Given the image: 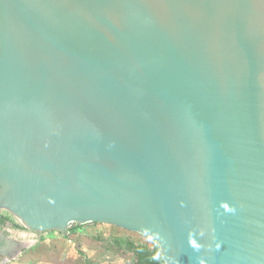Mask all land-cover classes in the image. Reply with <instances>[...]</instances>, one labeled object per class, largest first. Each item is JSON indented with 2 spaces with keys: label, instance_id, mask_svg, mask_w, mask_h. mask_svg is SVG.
Returning <instances> with one entry per match:
<instances>
[{
  "label": "water",
  "instance_id": "water-1",
  "mask_svg": "<svg viewBox=\"0 0 264 264\" xmlns=\"http://www.w3.org/2000/svg\"><path fill=\"white\" fill-rule=\"evenodd\" d=\"M2 210L264 264V0H0Z\"/></svg>",
  "mask_w": 264,
  "mask_h": 264
},
{
  "label": "rangeland",
  "instance_id": "rangeland-1",
  "mask_svg": "<svg viewBox=\"0 0 264 264\" xmlns=\"http://www.w3.org/2000/svg\"><path fill=\"white\" fill-rule=\"evenodd\" d=\"M0 216V240L16 249L7 264H142L141 256L159 251L150 238L111 225L74 224L63 233H36L6 210Z\"/></svg>",
  "mask_w": 264,
  "mask_h": 264
},
{
  "label": "trees",
  "instance_id": "trees-1",
  "mask_svg": "<svg viewBox=\"0 0 264 264\" xmlns=\"http://www.w3.org/2000/svg\"><path fill=\"white\" fill-rule=\"evenodd\" d=\"M141 259H142V262L145 261V263H142V264H164L161 258V255H160V250L155 251L154 255L151 256L150 258L146 256H141ZM136 264H141V263L138 262Z\"/></svg>",
  "mask_w": 264,
  "mask_h": 264
},
{
  "label": "flooded vegetation",
  "instance_id": "flooded-vegetation-1",
  "mask_svg": "<svg viewBox=\"0 0 264 264\" xmlns=\"http://www.w3.org/2000/svg\"><path fill=\"white\" fill-rule=\"evenodd\" d=\"M1 217V216H0ZM1 219V218H0ZM7 243H6V239L4 238V239H1L0 240V256L1 255H4L3 254V252L1 251L2 249H5L6 248V246L8 247V248H11V245H6ZM11 251V250H10Z\"/></svg>",
  "mask_w": 264,
  "mask_h": 264
},
{
  "label": "bare ground",
  "instance_id": "bare-ground-1",
  "mask_svg": "<svg viewBox=\"0 0 264 264\" xmlns=\"http://www.w3.org/2000/svg\"><path fill=\"white\" fill-rule=\"evenodd\" d=\"M11 252V251H10Z\"/></svg>",
  "mask_w": 264,
  "mask_h": 264
}]
</instances>
